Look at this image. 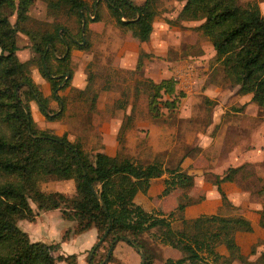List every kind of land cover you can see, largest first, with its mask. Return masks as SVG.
<instances>
[{
  "label": "trees",
  "instance_id": "obj_1",
  "mask_svg": "<svg viewBox=\"0 0 264 264\" xmlns=\"http://www.w3.org/2000/svg\"><path fill=\"white\" fill-rule=\"evenodd\" d=\"M104 1L118 26L133 29L140 41L149 39L157 0ZM182 1L176 19L200 20L194 28L211 42L214 60L220 63L230 83L238 85L239 93H251V99L264 111V14L258 4L241 5L238 0ZM46 2L56 14L74 15L78 31L72 32L64 22L53 25L50 30L32 28L28 25L32 0H0V264H56L61 260L77 264L75 253H56L57 242L31 240L27 231L18 225L21 219H35L29 200L39 210L59 208L62 217L76 221L75 232L96 228L98 239L110 238L111 251L116 237H131L145 253V264L151 263V257L139 233L155 227L160 230L159 240L180 252L177 257L167 256L161 264H230L234 259L255 264L240 250L235 238L237 231L253 229L247 217L219 213L186 217L185 207L193 203L186 192L166 212L147 210L134 200L137 192L146 193L151 180L163 174L167 176L158 195H166L176 187L190 189L194 184L193 175L180 164L165 166L156 159L143 163L99 150L90 157L91 153L79 141H71L66 133L56 134L37 127L30 101L35 100L47 118L58 117L64 102L58 90L69 84L73 74L68 59L71 49L89 46V41L81 43L84 40L81 17L85 16V31L90 19L86 15L89 7L85 0ZM99 3L96 18L100 14ZM89 10L93 13V4ZM19 32L29 37L34 52L26 60H20L17 55ZM141 62L140 57L138 66ZM31 64L48 80L49 95L32 78ZM67 73L69 78L60 85ZM146 82L152 88L148 106L154 115L159 114L160 104L175 107L176 96L161 97L162 93L170 96L175 92L173 77L158 82L146 79ZM88 83L81 90H86ZM177 94L183 95V92ZM51 99L58 101L59 110L51 109ZM125 125L126 122L120 125L119 139ZM241 167H228L222 175L214 177L213 183L223 204L230 203L222 183L233 181ZM50 178L73 179L74 193L41 189L40 182ZM92 187L104 205L95 197ZM175 220H179L177 226L173 225ZM259 224L264 226V208L260 210ZM220 244L225 246L226 254L217 249ZM111 251L109 260L113 258ZM261 259L264 251L257 262Z\"/></svg>",
  "mask_w": 264,
  "mask_h": 264
},
{
  "label": "rangeland",
  "instance_id": "obj_2",
  "mask_svg": "<svg viewBox=\"0 0 264 264\" xmlns=\"http://www.w3.org/2000/svg\"><path fill=\"white\" fill-rule=\"evenodd\" d=\"M132 1L139 3L142 0ZM85 2L89 7L86 15L90 19L86 31L84 27L81 33L84 41H89V46L72 55L70 66L73 76L66 87L58 90L64 99L63 110L58 117L47 118L37 102L32 101L30 109L37 127L56 134L66 133L71 141H79L84 150L91 153L90 157L99 150L129 156L143 163L156 159L165 166L180 164L193 175L194 184L190 189H173L167 195L139 194L138 202L147 210H157L156 206L160 205L169 210L170 201L178 200L186 192L193 200L185 207L191 215L219 213L245 216L254 228L237 231L236 241L240 250H245L243 253L249 261L264 264V259L260 260L262 263L257 262L264 251V226L259 224L260 210L264 208L263 109L251 99V93H239L238 85L230 83L222 66L212 56L215 52L211 42L194 28L200 20L176 19L184 1L157 0L152 31L149 39L142 42L133 29L116 24L104 0ZM98 2L100 14L96 18ZM249 2H256L264 14V0H238L241 5ZM92 4L93 13L89 10ZM28 16V25L32 28L50 30L53 25L64 22L72 32L78 31L74 15L56 14L46 0H32ZM10 19L13 21L14 16ZM61 31L59 29V33ZM17 44L20 60L34 55L26 34L19 32ZM140 57L142 62L138 66ZM185 60L192 61L195 69L182 63ZM33 68L37 69V66H29L31 75ZM170 76L175 79V92L170 96L162 93L161 97L176 96V105L172 108L160 104L159 114L154 115L148 106L152 88L146 79L157 82ZM63 80L60 85L65 83ZM74 80L82 81L84 87L89 82V86L86 90L75 88L72 86ZM180 91L183 95L177 94ZM51 103L52 110H59L57 100ZM38 111L43 115L41 119ZM125 122L119 139L120 125ZM237 165L242 167L235 179L222 183L230 203L223 204L213 183L214 177ZM160 182L153 183L155 192L159 191ZM40 187L45 191L62 190L68 195L75 191L73 179L50 178L41 181ZM162 196H167V199L163 201ZM29 201L36 211V204ZM69 224L70 221L57 209L42 211L36 214L35 220L18 222L31 240L44 241L56 237L52 232H56L58 237L59 231ZM178 224L179 220H175L173 225ZM74 227L68 226L63 231V238L68 240L64 244L68 248L62 252L79 255L80 264H89L88 256L92 249L94 263L105 259L110 238L97 243L96 236L90 241L95 232L91 227L69 240L70 232H75ZM159 232L155 227L141 233L140 239L151 257L150 264H161L167 256L180 255L177 249L159 240ZM117 242L121 247L120 255L119 252L118 256L114 254L113 248V258L109 260L107 257L102 264H140V255L133 245L122 239ZM95 243L96 248L93 247ZM219 247L225 246L220 244L217 249ZM56 264H65V261H56ZM230 264L246 263L234 259Z\"/></svg>",
  "mask_w": 264,
  "mask_h": 264
},
{
  "label": "crops",
  "instance_id": "obj_3",
  "mask_svg": "<svg viewBox=\"0 0 264 264\" xmlns=\"http://www.w3.org/2000/svg\"><path fill=\"white\" fill-rule=\"evenodd\" d=\"M135 2V1H134ZM136 3V2H135ZM140 3V2H139ZM182 21H186V20H182ZM196 31H198V30H196ZM199 32V31H198ZM198 32H197V34H198ZM139 40V39H138ZM142 42V41H141ZM213 47V46H212ZM214 49V48H213ZM18 50V49H17ZM80 49L79 48H72L71 49V52H70V55H69V57H68V59H69V61L70 62H72L71 61V58H72V55L73 54H76L78 51H79ZM200 51V50H199ZM214 52H215V50H214ZM214 55H215V53L212 55L213 57H214ZM182 63H185L186 65H188V67H190V69H195L194 67H195V64L192 62V61H190V60H185L184 62H182ZM182 63H180V64H182ZM38 73H40L39 71H38V68L36 69V68H33V70H32V78L34 79V81L35 82H37V83H39L40 84V86H41V89H42V91H43V93L45 94V95H49L50 94V92H51V90H50V84H49V82H48V80L45 78V77H43L42 75H41V73L40 74H38ZM72 76H73V74H72ZM171 77V76H170ZM163 78H168V77H163ZM162 79V78H161ZM160 79V80H161ZM159 80V81H160ZM158 82V81H157ZM83 83H82V81H79V80H74L73 81V87H75V88H79V89H82V88H84V86L82 85ZM61 92V91H60ZM60 95H61V93H60ZM52 100H54V99H51L50 100V106H51V102H52ZM32 101H35V100H31L30 101V108H32ZM35 106V105H34ZM36 107H37V105H36ZM36 109H38V107L36 108ZM35 109V110H36ZM39 110V109H38ZM36 112H37V110H36ZM39 113H40V111H38ZM43 115L40 113L39 114V118L41 119V117H42ZM37 121H39V120H37ZM36 122V121H35ZM40 123V122H39ZM104 152H106V151H104ZM107 153V152H106ZM108 154H111V155H113V154H115V152L114 153H108ZM165 176L164 175H162V176H160V177H156V178H153L152 180H151V183H150V186H149V188H148V190L146 191V193L145 194H147V196H156V195H158L160 192H161V190H162V188H163V178H164ZM161 180V182H160V184H159V191L158 192H155L154 191V189H153V183L155 182V181H160ZM177 188H180V187H176V188H174V189H177ZM173 190V189H172ZM171 190V191H172ZM60 191H62V190H60ZM170 193V192H169ZM168 193V194H169ZM139 194H144L143 192H137L136 193V195H135V197H134V200L137 202V203H140V202H138V200H137V198H138V195ZM167 195V194H166ZM163 197V196H162ZM165 199H167V196L165 197H163V201L165 200ZM159 202H161V201H159ZM176 203H177V199L175 200V198H174V200H173V202L172 201H170V209H172L175 205H176ZM32 206V205H31ZM169 206V205H168ZM33 208V207H32ZM53 209H57V211L61 214V211H60V209L59 208H53ZM156 209L157 210H160V211H168L167 209H163V207H161V205L160 206H156ZM169 209V210H170ZM186 209V208H185ZM48 210H51V209H48ZM33 211L35 212V219H36V214H38V213H41L42 211H46V210H39V209H37L36 211H35V209H33ZM199 215V214H198ZM62 216V215H61ZM185 216L186 217H195V216H197V215H191V214H189L188 213V210L186 209L185 210ZM34 219V220H35ZM65 219H67V218H65ZM22 220V219H21ZM29 220V219H28ZM68 221H70V224L68 225V226H72V225H75L76 224V221L75 220H73V219H67ZM20 221V220H19ZM18 221V222H19ZM68 226H67V228H68ZM252 226H253V228H254V224L252 223ZM67 228H65V229H61L60 231H59V235H58V237H57V235H56V232H52L53 234V236H56V237H53V238H51V240H49V241H45V242H48V243H55V242H57L58 244H59V247H58V251H59V253H63L62 252V250L64 251V249H67L68 247L67 246H65V241H68V240H66L67 238H63V235H64V233H63V231H65ZM90 229H92V228H90ZM85 231V230H84ZM83 232V231H82ZM28 233V232H27ZM80 234L81 232H70V235L68 236V238H69V240L71 239H73V236L74 235H77V234ZM141 233H146V232H141ZM141 233H139V237L141 238ZM96 236H97V230H96V228H95V232H94V234H93V237L92 238H89V239H91L90 241H93L94 239H96ZM30 237V236H29ZM31 239V238H30ZM123 240V239H122ZM41 241H44V240H41ZM119 241V240H118ZM71 242H73V241H71ZM89 243H91V242H89ZM116 244H118V242L116 243L115 242V244H114V246H113V248H114V251H113V253L114 254H116L117 256H118V252L120 251L119 249L121 248L120 247V244H118L117 246H115ZM128 247V246H127ZM112 248V249H113ZM129 248H132V250H133V247H129ZM128 251H130L128 248H126ZM134 250H136L135 248H134ZM219 252H221L222 254H226L227 253V250H226V248L225 247H219ZM69 251H71V249L69 250ZM242 252H245V250L243 249L242 250ZM112 253V254H113ZM63 254H67V253H63ZM113 254V255H114ZM119 255H120V252H119ZM77 256V255H76ZM79 256V255H78ZM78 256H77V264H80V262L78 261ZM60 262H62V260L60 261ZM66 264V263H65ZM81 264H82V262H81Z\"/></svg>",
  "mask_w": 264,
  "mask_h": 264
},
{
  "label": "water",
  "instance_id": "obj_4",
  "mask_svg": "<svg viewBox=\"0 0 264 264\" xmlns=\"http://www.w3.org/2000/svg\"><path fill=\"white\" fill-rule=\"evenodd\" d=\"M94 11H95V9H94ZM84 27H85V20H84V18H83V16H82L81 29L83 30ZM83 42H84V40L81 41V43H83ZM68 75H69V73L66 74V76H65V78H64V80H63V82L66 80V78H67ZM83 172L85 173V170H83ZM92 190H93V192H94V194H95V197L101 202L102 205H104V202H103L102 198L100 197V194H99V193H98L93 187H92ZM109 225H110V220L108 219V226H109ZM108 228H109V227H108ZM108 228H107V230H108ZM107 230L104 232V235L107 234ZM104 235H103V236H104ZM102 238H103V237L99 238L98 241H97V243L100 242V241L102 240ZM120 239H123V240H125V241H127V242H129V243H132V245L134 246V248L136 249V251H138V253H139V255H140V264H145V262H146L145 253L142 251V249L140 248L139 244H138L137 242L133 241L131 237H128V236H121V238L116 237V238L114 239V241L112 242V245H113V243H115L116 241H118V240H120ZM97 243L94 244V247L97 246ZM110 251H111V249L108 248V253H107V256L105 257V259H103V260H102L101 262H99V263H94V262L92 261V252H93V249H92V250L89 252V256H88V261H89V263H91V264H102V263H104V261H105V260L107 259V257L109 256V252H110Z\"/></svg>",
  "mask_w": 264,
  "mask_h": 264
},
{
  "label": "built area",
  "instance_id": "obj_5",
  "mask_svg": "<svg viewBox=\"0 0 264 264\" xmlns=\"http://www.w3.org/2000/svg\"><path fill=\"white\" fill-rule=\"evenodd\" d=\"M177 78H179L178 75H177Z\"/></svg>",
  "mask_w": 264,
  "mask_h": 264
}]
</instances>
